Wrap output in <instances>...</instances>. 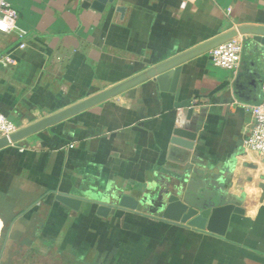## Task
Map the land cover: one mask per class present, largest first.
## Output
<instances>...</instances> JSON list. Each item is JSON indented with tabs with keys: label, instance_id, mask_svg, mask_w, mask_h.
Here are the masks:
<instances>
[{
	"label": "crops",
	"instance_id": "0c3cea01",
	"mask_svg": "<svg viewBox=\"0 0 264 264\" xmlns=\"http://www.w3.org/2000/svg\"><path fill=\"white\" fill-rule=\"evenodd\" d=\"M9 1L28 34L21 49L0 33L9 120L23 128L119 92L0 148V264H264V154L245 146L263 99L264 0ZM234 30L237 69L210 51L182 58ZM167 63L181 72L163 88L143 78ZM162 194L243 213L217 236L159 219Z\"/></svg>",
	"mask_w": 264,
	"mask_h": 264
},
{
	"label": "water",
	"instance_id": "95a60500",
	"mask_svg": "<svg viewBox=\"0 0 264 264\" xmlns=\"http://www.w3.org/2000/svg\"><path fill=\"white\" fill-rule=\"evenodd\" d=\"M107 1L109 0H95L92 4H88V5H90V7L96 8L97 10H101L103 7V2H107ZM244 33L245 32L242 30H240L239 32L235 30L229 32L219 37L218 39L214 40L213 42H210L208 44H205L203 46H200L192 50L191 52L184 55L182 58L184 60H187L192 57L204 54L225 42L238 38L240 34H244ZM254 40L264 45V38H255ZM174 64L175 63L163 64L162 66L152 69L146 74H144L143 78L147 79L150 77H155L157 82L160 84V87L163 88L164 85H166L171 78L177 79V77L181 72L180 68H177L175 70H168ZM117 92L119 91L118 90L107 91L102 95L91 99L89 102L87 101L88 103L86 102L85 104H82V106L80 105L77 108H73L71 110H67L57 115L44 118L42 120L35 122L34 124L23 127L19 131L11 135L10 139L0 138V148L16 144L19 141H22L23 139L46 129L55 123L61 122L67 117L76 113L78 110L89 107L90 105L91 106L95 105L96 103H99L109 98L112 95H116ZM62 201L67 204H70V201H68V199L66 198H63ZM157 205L158 208L160 209L158 214L159 219L176 224H182L196 230L206 231L210 234H214L217 236H225L233 214L243 213L242 209L236 206L235 204H225L207 209L195 208L184 203L179 196L174 194L170 195L168 198H166V196H164L163 194L160 195L158 198ZM120 206L130 210L142 209V204H140L137 200L130 198L128 196L122 198L120 202ZM115 209L116 208L113 207L112 212ZM102 210L111 211L105 207Z\"/></svg>",
	"mask_w": 264,
	"mask_h": 264
},
{
	"label": "built area",
	"instance_id": "2783aa9c",
	"mask_svg": "<svg viewBox=\"0 0 264 264\" xmlns=\"http://www.w3.org/2000/svg\"><path fill=\"white\" fill-rule=\"evenodd\" d=\"M197 0H179L181 5L194 3ZM19 15L9 0H0V33L5 35L16 34L21 40L20 48H26L27 32L21 30L18 25ZM243 41L239 38L225 42L210 51L212 62L227 70H235L242 60ZM12 62L9 56L0 59V64L7 67ZM263 99L258 105L253 106L252 113L255 125L246 140L245 146L248 150L264 154V82L262 87ZM21 128L9 120L0 112V138L10 139L11 135ZM14 145V144H13Z\"/></svg>",
	"mask_w": 264,
	"mask_h": 264
}]
</instances>
